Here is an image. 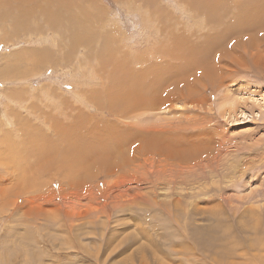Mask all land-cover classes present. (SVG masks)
Instances as JSON below:
<instances>
[{"label": "rangeland", "instance_id": "1", "mask_svg": "<svg viewBox=\"0 0 264 264\" xmlns=\"http://www.w3.org/2000/svg\"><path fill=\"white\" fill-rule=\"evenodd\" d=\"M21 1L0 3V264L264 261V14L229 31L264 1ZM108 126L112 154H36L74 133L108 144ZM214 240L228 262L198 249Z\"/></svg>", "mask_w": 264, "mask_h": 264}, {"label": "bare ground", "instance_id": "2", "mask_svg": "<svg viewBox=\"0 0 264 264\" xmlns=\"http://www.w3.org/2000/svg\"><path fill=\"white\" fill-rule=\"evenodd\" d=\"M21 1V0H20ZM23 1H25V4L29 1H32V0H23ZM23 1H21L20 3H22ZM35 1V0H34ZM40 1V0H39ZM65 0H43V2L47 5L48 3H50L51 5H57V7L58 8H63V6H64V4H65V2H64ZM66 1H69V0H66ZM251 1V0H250ZM264 0H259L258 2H263ZM2 2H3V0H2ZM2 2L0 1V3L2 4ZM9 2V1H8ZM258 2H256V3H258ZM6 3V2H5ZM4 3V4H5ZM10 4V3H9ZM45 5V6H46ZM259 5V4H258ZM43 7L44 8V11H48L47 9H46V7ZM140 6V5H139ZM139 6H138V9H139ZM143 6V5H142ZM27 7V6H26ZM53 7V6H52ZM19 8H20V6H19ZM143 8V7H142ZM24 9H26V8H24ZM46 9V10H45ZM260 9V8H259ZM259 9H257V11L255 12V13H253V14H251V15H249V16H247L246 17V20H243V15L240 17V21H239V23L238 24H235V25H231L232 26V28H230L231 30H229V31H231V32H236V31H240V33H242L243 32V30H245L247 27H248V29H249V26H250V28L251 27H253V29L255 28L253 25H255V26H257L256 24H259L260 26H262L263 24V22H264V20H263V22H262V20H260L259 18H260V16L262 15V14H264V7H262L261 8V10H259ZM59 10V9H58ZM140 10V9H139ZM259 10V11H258ZM26 11V10H25ZM24 11V12H25ZM49 11H50V8H49ZM48 11V12H49ZM52 11H54V10H51V14H52ZM57 11V10H56ZM60 11V10H59ZM63 11V10H62ZM43 12V11H42ZM213 12V11H212ZM211 12V13H212ZM215 12V11H214ZM217 12V11H216ZM50 13V12H49ZM54 13V12H53ZM159 13V12H158ZM158 13H156V14H158ZM210 13V15H212ZM28 14V13H27ZM26 14V15H27ZM61 14L63 15L64 14V12L62 13L61 12ZM25 15V14H24ZM23 15V16H24ZM47 15H50V14H47ZM22 16V15H21ZM57 16H59V17H61V15H57ZM90 16V15H89ZM159 16V15H158ZM264 16V15H263ZM25 17H27V16H25ZM160 17V16H159ZM215 17H217L218 19H220L219 17H221V16H219L218 14L217 15H215ZM239 17V16H238ZM56 18V17H55ZM58 18V17H57ZM263 17L261 16V19H262ZM59 19V18H58ZM218 19H216V20H218ZM214 21V20H213ZM218 21H221V19L220 20H218ZM49 22H50V20H49ZM48 22V23H49ZM219 23V22H218ZM59 25V24H58ZM214 26L216 25L215 23L213 24ZM257 26V27H260V26ZM220 26V25H219ZM230 26V27H231ZM213 27V26H212ZM216 27H218V26H215V28ZM246 27V28H245ZM256 27V28H257ZM220 28V27H219ZM218 28V29H219ZM245 28V29H244ZM82 29V28H81ZM210 29H212V28H210ZM217 29V30H218ZM221 29V28H220ZM219 29V30H220ZM252 29V30H253ZM216 30V29H215ZM216 30V31H217ZM233 30V31H232ZM250 30V29H249ZM110 31H111V29H110ZM239 31H238V33H239ZM219 32H222L221 30L219 31ZM230 32V33H231ZM79 33V32H78ZM81 33V32H80ZM79 33V34H80ZM238 33H235V34H233V36H236V35H238ZM239 33V34H240ZM221 34V37H215L216 38V40H213V41H211L210 43L211 44H213V46L215 45H217V44H221L222 42H224V40H226L227 38H224V36H222V34L223 33H220ZM220 34H216V35H220ZM104 35V34H103ZM107 35V34H106ZM225 35V34H224ZM105 36V35H104ZM215 36V35H214ZM228 36H230L229 34L227 35V37ZM226 37V36H225ZM224 38V39H223ZM231 38V37H230ZM198 39H199V37H198ZM204 39V38H203ZM202 39V40H203ZM207 42V41H206ZM200 43H205V41H203V42H200ZM199 43V44H200ZM207 44V43H206ZM258 45V44H257ZM110 46V45H109ZM214 46V47H215ZM242 46V45H241ZM244 46H246V45H244ZM108 47V46H107ZM243 47V46H242ZM248 47H251V44L249 45L248 44ZM213 48V47H212ZM244 48V47H243ZM109 49V48H108ZM214 49V48H213ZM245 49H247V48H245ZM211 50L212 49H210L209 51H210V53H211ZM215 50V49H214ZM209 51H207L208 53V55H210L211 56V54H209ZM206 54V53H205ZM204 54V55H205ZM113 56V55H112ZM209 56V57H210ZM208 57V56H207ZM216 57V56H215ZM217 58H219L218 56H217ZM216 58V59H217ZM113 59V58H112ZM111 59V60H112ZM160 60V59H159ZM220 60V59H219ZM116 61H117V59H116ZM118 62V61H117ZM135 63V62H134ZM158 63V62H157ZM116 64H118V65H120V63L118 62V63H116ZM159 66H160V64H159ZM133 72V71H132ZM151 72H153V71H151ZM159 73V72H158ZM154 74V73H153ZM214 74V73H213ZM134 76H136V77H138L137 75H134ZM139 77H147V75H146V73H144V74H141V76H139ZM151 77V76H150ZM156 78V77H155ZM152 78H150V80H148L147 82H145L143 79H140V81L141 82H143V84H144V86H141V91H140V93H142L143 94V97H144V99H145V102H147V103H150L151 102V98L154 96V94H155V92H154V90H152L151 88H152V86L154 85L153 84V80H151ZM157 79V78H156ZM136 83H137V81H135ZM140 86V85H139ZM154 87V86H153ZM157 87H159V86H157ZM143 88H145V89H143ZM150 91V92H149ZM153 91V92H152ZM113 93V92H112ZM170 93V92H169ZM168 93V94H169ZM174 95V94H173ZM110 97H108L109 99H111L110 100V102L112 103V105H115V104H117L118 103V101H119V98L114 94L113 96L111 95V92H110V95H109ZM171 96V95H170ZM126 100V99H125ZM139 100H140V98H139ZM142 101V100H141ZM140 101V102H141ZM143 104H144V102H143ZM111 107V106H110ZM116 108V107H115ZM119 108H120V106H119ZM122 110V109H121ZM65 117V116H64ZM72 120V119H71ZM73 122L75 123V121L73 120ZM83 122H85L84 120H83V118H80L79 119V125L81 124V125H83ZM64 129H65V131L64 132H62V134H61V136H63L65 133H67V132H69L70 130H67V126H69V123L68 124H64ZM61 128V127H60ZM82 128H83V126H82ZM107 129H106V131L103 133V135L105 136L103 139H108L110 142H107L108 144H101V141H82L81 140V138H82V135H79V133H74V135H71L70 137H68V143H65V144H59L58 142H55L54 140H53V142L54 143H52V145L48 148V147H46V148H44L45 146H43V150H38V149H35L32 145V148H34L35 149V152H36V150H38L37 151V153L36 154H38L37 156L38 157H40V158H43V157H45V159H47L46 158V153H51V155H52V153H54V152H52V151H56L57 152V150H56V148L58 147H60L61 148V150H64V154L63 155H65V156H67V157H69V158H71V159H73V160H76V161H78V160H82V159H85V157H88L89 158V156H93V155H96L97 153V155H102V154H100L99 152H103L104 151V155H105V152L106 153H108V154H112L113 153V151H119L118 150V148H120L119 147V145H117V143H118V141H113V140H111V139H113V135L115 134V136H116V134H117V130L116 129H113V128H111V127H106ZM121 130V129H120ZM58 131H60L59 129H58ZM80 131V130H79ZM119 131V130H118ZM157 131V130H156ZM155 131V132H156ZM159 131V130H158ZM157 131V132H158ZM71 133H73L74 131H70ZM119 134H120V132H118ZM159 133V132H158ZM149 134V133H148ZM148 134L146 133H144L143 131H137V130H133V131H126V137L124 136V134H122L123 136V138L125 139V141L126 140H133V139H135V140H138V144H141L142 146H144V148L145 149H157L158 150V148H160L161 149V152H163V151H165V146H161L160 145V142L158 143V141H159V138L156 140V139H154L155 137H149L150 136V134H149V136H148ZM162 134H163V132H162ZM32 135V134H31ZM118 135V134H117ZM157 135V134H156ZM159 135V134H158ZM60 136V137H61ZM114 136V137H115ZM171 136V135H170ZM30 137V136H29ZM112 137V138H111ZM118 137V136H117ZM162 137V136H161ZM34 138V137H33ZM47 138L48 137H46V138H42V139H39V140H36L35 141V146H37L38 148L41 146V142H42V140L44 141V143L42 142V144H44V145H47L48 144V141L49 140H47ZM111 138V139H110ZM120 137H118L117 139H119ZM116 139V138H115ZM33 140V139H32ZM120 140V139H119ZM166 140V139H165ZM25 141V140H24ZM38 141V142H37ZM33 141H31V143H32ZM50 142V141H49ZM127 142H129V141H127ZM39 145H38V144ZM119 143H121V142H119ZM118 143V144H119ZM123 143V142H122ZM121 143V144H122ZM125 143V142H124ZM123 143V144H124ZM137 143V142H136ZM136 143L134 142V145H136ZM115 144H116V147H115ZM138 144H137V146H138ZM144 144V145H143ZM162 144V143H161ZM159 145V146H158ZM174 145V144H173ZM47 146H49V145H47ZM57 146V147H56ZM118 147V148H117ZM121 147H123V146H121ZM30 148V147H29ZM28 148V149H29ZM32 148H31V150H32ZM41 148V147H40ZM39 148V149H40ZM140 148V147H139ZM173 148V147H172ZM27 149V150H28ZM159 149V150H160ZM168 150L169 149H171L170 147H168L167 148ZM124 150V149H123ZM141 150V149H140ZM29 151H30V149H29ZM29 151H28V153H29ZM32 152H34V151H31L30 153L31 154H33ZM35 152H34V154H35ZM26 154V153H25ZM35 154V155H36ZM55 154V153H54ZM54 154H53V156H54ZM115 154V153H114ZM50 155V154H49ZM96 155V156H97ZM116 155V154H115ZM27 156H28V154H27ZM32 156V155H31ZM80 156V157H79ZM106 156V155H105ZM114 156V155H113ZM33 158H34V156H32ZM84 157V158H83ZM94 157V156H93ZM98 158V157H97ZM100 158V157H99ZM31 159V158H30ZM29 159V160H30ZM39 159V158H38ZM70 159V164H71V162H73L72 160ZM101 159V158H100ZM122 159V158H121ZM93 160H95V159H93ZM103 160V159H102ZM75 161V162H76ZM99 161V160H98ZM29 162V161H28ZM41 161H39V163H40ZM95 162V161H94ZM116 162V161H115ZM30 163V162H29ZM35 163V162H34ZM33 162H32V164H34ZM43 163V162H42ZM74 163V162H73ZM100 163V162H99ZM118 163V162H117ZM37 164H38V162H37ZM88 164V163H87ZM99 165V167H100V164H98ZM117 165V164H116ZM85 166H86V164H85ZM93 166V165H92ZM102 166H103V164H102ZM176 167V166H175ZM204 179V178H203ZM150 199V198H149ZM213 200V199H212ZM192 204V203H191ZM145 205V204H144ZM165 210V209H164ZM183 226V225H182ZM184 227V226H183ZM182 227V228H183ZM172 229H174V231H175V228H172ZM184 229V228H183ZM177 231V230H176ZM185 235V234H184ZM186 236V235H185ZM194 236V235H193ZM184 237V236H183ZM212 238H213V236H211ZM185 238V237H184ZM219 238V237H218ZM223 238V237H222ZM214 239H217V238H215L214 237ZM185 240V239H184ZM183 240V241H184ZM190 240L192 241V242H194L195 243V241L194 240H192L191 238H190ZM213 240V239H212ZM197 241V240H196ZM200 241V240H199ZM216 240H214V243H210L209 245H207L206 243H201V242H199V243H197L198 245H200L201 247H199L198 249H200V250H202V252L203 251H205L206 250V248L207 247H212V248H215V250H217L218 252H221L223 255H221L220 256V261H224L225 259V261H227L228 262V259H227V256L232 252V250H231V247H229V245H228V243L227 242H224V240H220V241H217V242H215ZM181 243H184V242H181ZM217 243H219L217 246H216V244ZM183 245V244H182ZM189 245V244H188ZM197 245V246H198ZM187 246V245H186ZM226 251V252H225ZM201 252V251H200ZM219 254V253H218ZM160 262V261H159ZM264 264V261L261 259L260 261H259V264ZM226 264H236L235 262L234 263H226Z\"/></svg>", "mask_w": 264, "mask_h": 264}]
</instances>
